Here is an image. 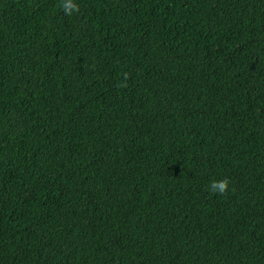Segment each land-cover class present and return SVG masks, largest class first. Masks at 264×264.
I'll return each instance as SVG.
<instances>
[{
    "label": "trees",
    "instance_id": "trees-1",
    "mask_svg": "<svg viewBox=\"0 0 264 264\" xmlns=\"http://www.w3.org/2000/svg\"><path fill=\"white\" fill-rule=\"evenodd\" d=\"M75 2L0 0V264H264V0Z\"/></svg>",
    "mask_w": 264,
    "mask_h": 264
},
{
    "label": "clouds",
    "instance_id": "clouds-1",
    "mask_svg": "<svg viewBox=\"0 0 264 264\" xmlns=\"http://www.w3.org/2000/svg\"><path fill=\"white\" fill-rule=\"evenodd\" d=\"M60 7L63 9L66 15H73L80 11V6L75 0H60ZM125 79H127L125 77ZM120 87H126L127 84H121ZM231 181L228 178L220 180H212L208 185V191L212 194L225 195L230 190ZM234 190V189H233Z\"/></svg>",
    "mask_w": 264,
    "mask_h": 264
}]
</instances>
